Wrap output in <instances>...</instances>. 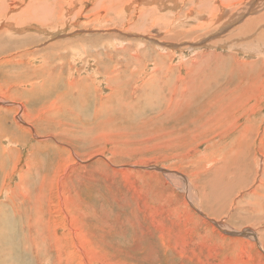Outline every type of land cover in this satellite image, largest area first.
Returning <instances> with one entry per match:
<instances>
[{"label":"rangeland","instance_id":"1","mask_svg":"<svg viewBox=\"0 0 264 264\" xmlns=\"http://www.w3.org/2000/svg\"><path fill=\"white\" fill-rule=\"evenodd\" d=\"M2 1L0 264H264V0Z\"/></svg>","mask_w":264,"mask_h":264},{"label":"bare ground","instance_id":"2","mask_svg":"<svg viewBox=\"0 0 264 264\" xmlns=\"http://www.w3.org/2000/svg\"><path fill=\"white\" fill-rule=\"evenodd\" d=\"M1 1H2V0H1ZM32 1H33V0H32ZM34 1H35V0H34ZM56 1H57V0H56ZM56 1L54 2V0H40L39 3H40V4H43V2H44V3H47V4H49V5H56ZM58 1H59V0H58ZM219 1H220V0H219ZM2 2H3V1H2ZM35 2L38 4L37 1H35ZM4 3L7 4L6 1H5ZM1 4H3V3H1ZM16 4H17V3H16ZM18 5H19V4H18ZM23 5H24V4H23ZM34 5H36V4L34 3ZM6 6H7V5H6ZM31 6H33V5H31ZM38 6H41V7L43 6V8H44V5H38ZM202 6H203V5H202ZM219 6H220V5H219ZM230 6H231V5H230ZM7 7H8V6H7ZM10 7H11V6H10ZM1 8H2V7H1ZM1 8H0V10H1ZM5 8H6V7H5ZM31 8H33V7H31ZM34 8H35V7H34ZM39 8H40V7H39ZM25 9H26V8H25ZM6 10H8V8H6ZM31 10H32V9H31ZM1 11H2V10H1ZM39 11H41V10H39ZM11 12H12V11H11ZM31 12H33V11H31ZM34 12H35V11H34ZM43 12H44V11H43ZM1 13H2V12H1ZM6 13H7V12H6ZM6 13H3V14L6 15ZM8 13L10 14V12H8ZM35 13H36V12H35ZM35 13H34V14H35ZM31 14H32V13H31ZM31 14H29V17H30V18H33V19H34V17H37V16H34V17H33V15H31ZM36 14H37V13H36ZM40 14H42V13L40 12ZM10 15H11V14H10ZM13 15H14V14H13ZM44 15H45V14H44ZM2 16L4 17V15H2ZM16 16H17V15H16ZM18 16L20 17V15H18ZM3 17H2V18H3ZM22 17H23V16H22ZM43 17H45V16H43ZM43 17L41 16V18H42L41 22H42L43 19H44ZM9 18H10V17H9ZM39 18H40V17H39ZM39 18H38V19H39ZM3 19H4V18H3ZM11 19H12V18H11ZM17 19H19V18H17ZM21 19H22V22H23V18H21ZM21 19H20V20H21ZM24 19H25V18H24ZM38 19L36 18V20H38ZM14 20H16V19H14ZM14 20H13V21H14ZM20 20H18L19 23H18V25H15L14 28H13V24H12V23L9 22L10 24H7L9 20L6 21L5 24H7V26L5 25L6 29H4V32H6V30H9V31L12 30V31H14V32H16V33H17V32H22L21 30H23L24 27L21 29V26H25V25H22V22H21ZM44 20H45V19H44ZM48 20H49V19H48ZM4 21H5V20H4ZM4 21H3V22H4ZM26 21H27V20H26ZM30 21H31V20H30ZM39 22H40V21H39ZM45 22H46V20L43 21V23H45ZM13 23H14V22H13ZM16 24H17V23H16ZM32 24H34V23H32ZM1 25H4V24L1 23ZM19 25H20V28H18ZM30 25H31V24H30ZM35 25H36V24H35ZM43 26H45V25H42V26H41V28L39 29L40 32H42V27H43ZM26 27H27V26H26ZM28 27H29V24H28ZM34 28H36V27L34 26ZM27 29H28V28H27ZM27 29H26V30H27ZM58 30H59V29H58ZM38 32H39V31H38ZM24 33H25V31H24ZM39 34H40V33H39ZM16 39H17V38H16ZM12 41H14V40H12ZM12 41H11V42H12ZM5 45H7V44H5ZM8 45H9V44H8ZM35 45H37V44H35ZM197 45H198V44H197ZM193 46H194V45H193ZM6 47H7V46H6ZM13 47H14V46H13ZM225 49H226V48H225ZM40 51H41V50H40ZM254 52H257V51L254 50ZM20 54H22V53H20ZM40 54H41V53H40ZM38 55H39V54H38ZM39 56H40V55H39ZM251 59H252V58H251ZM10 60H11V59H10ZM14 61H16V60H14ZM40 61H41V60H40ZM42 61H43V59H42ZM11 62H12V61H11ZM16 62H17V61H16ZM17 64H19V63L17 62ZM28 64H29V63H28ZM14 65H15V64H14ZM20 65H21V63H20ZM20 65H19V66H20ZM12 66H13V65H12ZM16 66H17V65H16ZM36 67H37V66H36ZM42 67H43V66H42ZM37 69H39V68H37ZM35 70H36V69H35ZM35 70H33V71H35ZM39 70H40V69H39ZM42 70H43V68H42ZM26 71H27V70H26ZM28 71H29V70H28ZM31 72H32V71H31ZM36 72H38V71H36ZM36 72L34 73V75L36 74ZM12 73H13V72H12ZM29 73H30V72H29ZM27 75H28V74H27ZM32 75H33V74H32ZM32 75H28V77H29V76L32 77ZM35 76H36V75H35ZM38 76H39V75H38ZM38 76H37V77H38ZM2 77H3V76H2ZM9 78H10V77H9ZM23 78H24V77H23ZM25 78H27V77H25ZM39 78H40V77H39ZM29 79H30V78H29ZM3 80H4V79H3ZM35 80H37V79H34V82H35ZM38 80H39V79H38ZM5 82H6V81H5ZM40 82H41V81H40ZM19 83H20V82H19ZM28 83H29V82H28ZM32 83H33V82H32ZM35 83H36V82H35ZM15 84H16V83H15ZM29 84H31V83H29ZM37 85H38V84H37ZM37 85H36V87H37ZM31 86H32V85H31ZM33 86H34V84H33ZM33 86H32V87H33ZM9 87H10V86H9ZM16 87H17V86H16ZM27 87H28V86H26V88L23 89V90H26ZM11 88H12V87H11ZM18 88H20V87H18ZM37 88H39V87H37ZM42 88L44 89V87H42ZM12 89H13V88H12ZM16 89H17V88H16ZM40 89H41V87L39 88V90H35V88H34V97H35V95H37V94L44 93V90H43V89L40 90ZM10 90H11V89H10ZM18 90H19V89H18ZM21 90H22V89H21ZM13 91H14V90H13ZM27 91H28V90H27ZM45 91H46V90H45ZM0 92H1V91H0ZM25 92H26V91H25ZM25 92H24V93H25ZM16 93H17V92H16ZM21 93H23V92H21ZM70 93H71V92H70ZM66 94H67V93H66ZM66 94H65V95H66ZM67 95H68V94H67ZM67 95H66V96H67ZM62 97H63V96H62ZM89 103H90V102H89ZM90 105H91V104H90ZM23 122H24V121H23ZM0 126H1V125H0ZM1 127H2V126H1ZM5 132H6V131H5ZM2 133H3V130L0 128V138H3V137H4V134L1 135ZM7 137H8V136H7ZM10 137H11V136H10ZM10 139H11V138H10ZM6 143H7V142H6ZM6 143H5V144H6ZM3 149H5V148H3ZM9 149H10V148H9ZM249 153H250V152H249ZM5 154H6V152H5ZM166 172H167V171H166ZM168 172H169V171H168ZM173 173H174V172H173ZM166 174H167V173H166ZM174 175H175V174H174ZM261 180H262V179H261ZM262 181H263V180H262ZM260 184H262V183H260ZM241 185H243V184H241ZM230 189H231V188H230ZM251 191H252V190H251ZM255 191H256V190H255ZM153 193H154V192H153ZM234 194H235V193H234ZM189 201H190V200H189ZM195 224H196V223H195ZM39 233H40V232H39Z\"/></svg>","mask_w":264,"mask_h":264},{"label":"crops","instance_id":"3","mask_svg":"<svg viewBox=\"0 0 264 264\" xmlns=\"http://www.w3.org/2000/svg\"><path fill=\"white\" fill-rule=\"evenodd\" d=\"M0 111H2L1 113H0V117H2V115H4L5 116V111H3L2 109H0ZM3 113V114H2ZM6 113H8V111H6ZM31 116V115H30ZM1 121V120H0ZM260 127L262 128V124H256V131L257 130H259L260 129ZM12 132V131H11ZM14 132V131H13ZM4 137H5V135H4ZM8 138V137H7ZM7 153L8 151L7 150H4V153Z\"/></svg>","mask_w":264,"mask_h":264}]
</instances>
